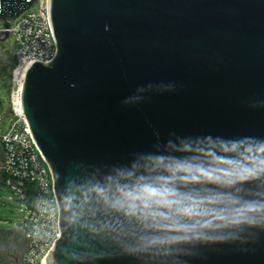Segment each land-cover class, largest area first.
Returning a JSON list of instances; mask_svg holds the SVG:
<instances>
[{"label": "water", "instance_id": "95a60500", "mask_svg": "<svg viewBox=\"0 0 264 264\" xmlns=\"http://www.w3.org/2000/svg\"><path fill=\"white\" fill-rule=\"evenodd\" d=\"M36 3L0 0L12 73L2 44ZM49 14L56 57L21 92L60 207L47 264H264V0Z\"/></svg>", "mask_w": 264, "mask_h": 264}, {"label": "built area", "instance_id": "2783aa9c", "mask_svg": "<svg viewBox=\"0 0 264 264\" xmlns=\"http://www.w3.org/2000/svg\"><path fill=\"white\" fill-rule=\"evenodd\" d=\"M49 9L50 0H38L14 21L9 39L15 57L14 89L9 108L0 106V207L10 202L24 208L26 219L17 229L28 240L25 264H47L61 237L53 173L32 134L21 101L28 68L34 61L51 62L58 51Z\"/></svg>", "mask_w": 264, "mask_h": 264}, {"label": "rangeland", "instance_id": "374dc122", "mask_svg": "<svg viewBox=\"0 0 264 264\" xmlns=\"http://www.w3.org/2000/svg\"><path fill=\"white\" fill-rule=\"evenodd\" d=\"M12 48V50L10 48ZM4 56L5 59L14 66L15 57H14V48L10 46H4ZM8 49V50H7ZM1 63L7 65L2 58H0ZM9 69H6L1 72L0 74V106L9 108V101L11 98L12 91L14 89L13 84V73L11 70L10 65L8 64ZM14 71V70H13ZM7 74V75H5ZM8 193H4L5 196ZM23 207L19 204L6 202L5 206L0 207V218L5 221L0 225V229L3 230H15L18 228L19 225L23 223L26 219V213L23 212Z\"/></svg>", "mask_w": 264, "mask_h": 264}, {"label": "flooded vegetation", "instance_id": "af4514ba", "mask_svg": "<svg viewBox=\"0 0 264 264\" xmlns=\"http://www.w3.org/2000/svg\"><path fill=\"white\" fill-rule=\"evenodd\" d=\"M2 50L4 52L3 45ZM7 65L0 61V74L5 68L9 69ZM27 247L28 240L22 231L0 229V264H25Z\"/></svg>", "mask_w": 264, "mask_h": 264}]
</instances>
